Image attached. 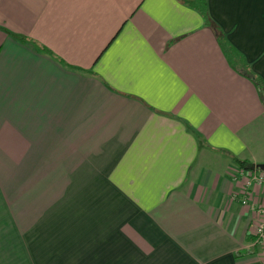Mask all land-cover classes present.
Listing matches in <instances>:
<instances>
[{"label": "crops", "instance_id": "crops-1", "mask_svg": "<svg viewBox=\"0 0 264 264\" xmlns=\"http://www.w3.org/2000/svg\"><path fill=\"white\" fill-rule=\"evenodd\" d=\"M186 1L0 0V264L83 252L80 204L120 205L127 260L101 264H264L238 164H264V0H206L212 27Z\"/></svg>", "mask_w": 264, "mask_h": 264}, {"label": "rangeland", "instance_id": "rangeland-1", "mask_svg": "<svg viewBox=\"0 0 264 264\" xmlns=\"http://www.w3.org/2000/svg\"><path fill=\"white\" fill-rule=\"evenodd\" d=\"M264 93V92H263ZM263 136V133H261ZM69 180V177L68 179ZM77 205H64L63 211V224L61 231L62 233H70L76 231L78 232V238L76 240H72V238H64V244H71L75 242L80 247V250L84 249L83 252L69 254L70 256L63 255L62 256V264H83L86 260H88V255L85 252V247L89 246L94 251L92 254L89 255L91 258H94V262L96 264H101L105 260V255L103 250L106 248L109 251V262L116 261L118 258L124 261L127 260L126 257H123L120 253L119 247H124V249L128 250V244L121 242L118 238L120 235L118 234L119 227L123 223V216L118 215L119 211V204H111L110 205V212L109 210L106 211V221L105 225L103 224V208L102 205H95L92 210H89V214L86 213V206L82 207ZM125 216V215H124ZM78 217V220H77ZM77 220V221H76ZM105 227H104V226ZM107 230L108 233L105 234V238L99 235V232ZM107 236V238H106ZM50 235L46 238L47 245L53 244L49 240H53L54 238H49ZM72 241V242H71ZM90 249V248H89ZM85 252V253H84ZM128 256V255H127ZM46 260L50 262L49 256L46 257ZM54 263V261H53ZM57 264H60L58 262Z\"/></svg>", "mask_w": 264, "mask_h": 264}, {"label": "trees", "instance_id": "trees-1", "mask_svg": "<svg viewBox=\"0 0 264 264\" xmlns=\"http://www.w3.org/2000/svg\"><path fill=\"white\" fill-rule=\"evenodd\" d=\"M185 3L188 7L195 9L196 11H198L201 14L203 19L206 21L207 27H212V20L210 18V14H209V10H208V4H207L206 0H190V1H186ZM216 32H217L216 38H217L224 54L228 57V60L232 64L234 63L235 65H239L242 67V69H245L246 71H248L250 67H249L248 63L246 62L245 57H243V55L240 52H238L236 50V48L229 43V40L227 39L225 33L222 30H220L218 28V29H216ZM17 37L26 43L31 42L36 47L42 49V51H44L45 53L53 55V53L50 50H48L44 47L41 48L40 46L37 45V43L35 41L28 39L25 36H17ZM73 69H75V67ZM78 70L83 71L82 69H78ZM253 78L257 84V87L259 88L260 96L264 101V93H263L264 92V81L262 78L257 77L255 75H253ZM238 164H239V166L244 167V168H247V167L250 168V166L252 165V164L244 162V161H238Z\"/></svg>", "mask_w": 264, "mask_h": 264}, {"label": "built area", "instance_id": "built-area-1", "mask_svg": "<svg viewBox=\"0 0 264 264\" xmlns=\"http://www.w3.org/2000/svg\"><path fill=\"white\" fill-rule=\"evenodd\" d=\"M252 177V181H254L255 183H257L260 187H262V189L264 190V173L263 172H253V174L251 175ZM249 185V183L247 184V186ZM246 188H244V194L246 195L243 199H242V204L243 205H248L252 208V210H256L255 209V205L251 204V195L247 194L246 192ZM257 213V222L255 224V245L258 246H262L264 247V206L263 207H258V209L256 210Z\"/></svg>", "mask_w": 264, "mask_h": 264}, {"label": "water", "instance_id": "water-1", "mask_svg": "<svg viewBox=\"0 0 264 264\" xmlns=\"http://www.w3.org/2000/svg\"><path fill=\"white\" fill-rule=\"evenodd\" d=\"M253 172H263L264 173V164L251 165L250 168Z\"/></svg>", "mask_w": 264, "mask_h": 264}]
</instances>
